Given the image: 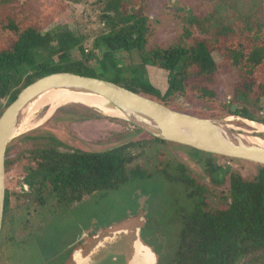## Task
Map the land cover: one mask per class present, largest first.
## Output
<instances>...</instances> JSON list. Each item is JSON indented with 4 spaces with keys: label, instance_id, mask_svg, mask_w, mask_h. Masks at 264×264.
Masks as SVG:
<instances>
[{
    "label": "trees",
    "instance_id": "1",
    "mask_svg": "<svg viewBox=\"0 0 264 264\" xmlns=\"http://www.w3.org/2000/svg\"><path fill=\"white\" fill-rule=\"evenodd\" d=\"M164 4L178 30L171 39L157 41L160 19L152 18L149 0H93L104 28L89 51L85 48L89 38L68 25L50 30L68 10L64 2L0 0V117L27 85L66 71L99 75L174 111L202 119L240 117L264 125V0H165ZM123 53H137L141 63L120 67L117 55ZM215 53L222 57L220 64ZM148 66L169 71L164 94L146 80ZM223 72L232 74L233 82L227 84ZM188 97L210 100L203 108L212 111L189 113L177 102ZM76 106L93 117L74 113V121L107 120L144 133L125 120L109 118L80 103ZM72 107H62L58 113ZM131 129L115 140L121 142ZM148 137L87 152L71 150L52 134L37 129L10 144L6 170L21 168L30 196L43 206L52 201L56 207H69L93 195L106 199L152 178L136 163L147 147L173 143ZM190 150L201 154L207 179L184 165L173 177L164 169L158 171L169 183L184 187L193 206L181 215L183 226L170 264H264V166L225 158L253 166L255 172L245 176L236 168L219 165L217 159L224 157ZM23 191L27 195L24 187ZM11 195L7 191L5 223L11 214Z\"/></svg>",
    "mask_w": 264,
    "mask_h": 264
},
{
    "label": "rangeland",
    "instance_id": "2",
    "mask_svg": "<svg viewBox=\"0 0 264 264\" xmlns=\"http://www.w3.org/2000/svg\"><path fill=\"white\" fill-rule=\"evenodd\" d=\"M56 1L64 2L68 10L58 17L50 30L56 29L59 25H68L76 34L82 33L89 38L85 48L90 51L94 39L102 33L104 28L99 20L98 7L93 5V0L79 4L68 0ZM149 1L152 18L160 19V22H157L159 24L156 34L157 41L171 39L178 29L167 15L169 11L165 12V0ZM75 55L77 58L78 54ZM214 58L218 64L222 62L219 54L215 53ZM117 60L120 67L126 68H129L131 64L141 63V58L137 53L131 56L127 53L117 55ZM169 74L167 70L148 66L145 77L164 94L168 89ZM221 77L227 84L234 80L233 75L227 72H223ZM223 91L229 92L230 89L224 88ZM177 102L189 113L207 114L212 111L203 108L205 103L211 102L208 99L199 100L196 97H188L186 100L179 98ZM3 104L8 105V100H5ZM77 104L78 102H72L59 107L60 109L68 105L74 106L63 113H58L56 109L46 121L44 119L50 108L42 109L31 122L37 127L27 132L41 129L43 133L52 134L61 140L71 150L79 149L87 152L106 151L118 145L149 138L143 130L144 133L138 132L127 125L107 120L74 121L77 118L73 116L74 113L93 117V114L77 107ZM102 114L108 116L105 113ZM108 117L123 120L117 116ZM224 119H229L228 125L236 128L239 133L264 139V133H259L244 119L240 117ZM43 121L45 122L42 124ZM129 129L131 133L124 136L118 143L115 137L118 134H125ZM200 156L201 154L193 152L188 147L174 143L167 146L147 147L145 156L136 165L146 168L152 174L149 181L145 184L142 182L143 184L129 185L118 193L105 197L106 199L93 195L69 207H56L52 201L43 206L37 199L30 196L32 191H26L27 195H25L23 191V184L26 183L25 175L21 168H15L7 173V191L12 194L11 214L6 223L4 222L1 234L0 264H61L67 257L69 246L81 232L80 230L97 236L91 243V248H93L106 241L107 243L112 241L111 238H117L123 231L131 236L133 242H138L143 229H145L146 240L143 234L142 237L145 242L148 241L147 245L161 254L159 255L160 264H170L178 244L179 232L183 226L181 215L191 211L193 206L192 202L186 198L184 187L169 183L158 171L164 169L168 175L173 177L180 173L178 167L184 165L195 174L207 179ZM217 161L221 166L233 167L242 171L245 176L255 172L253 166L246 163L228 162L225 158H219ZM97 211L99 215L96 216ZM119 245L116 247L122 248ZM86 256H79L78 259H87ZM52 257L55 260H51ZM156 257L158 258L157 255Z\"/></svg>",
    "mask_w": 264,
    "mask_h": 264
},
{
    "label": "water",
    "instance_id": "3",
    "mask_svg": "<svg viewBox=\"0 0 264 264\" xmlns=\"http://www.w3.org/2000/svg\"><path fill=\"white\" fill-rule=\"evenodd\" d=\"M52 90L101 97L124 116L121 119L154 138L199 152L264 166V146L249 142L248 135L239 133L227 124L229 119H202L174 111L99 75L66 71L51 73L27 85L0 117V239L6 211L8 148L21 135L19 129L28 107L38 97ZM91 108L104 113L95 107ZM23 186L30 192L28 184L24 183ZM134 247L135 255L130 264H142L144 253L149 264H158L156 254L140 238L138 242L135 241ZM122 261L126 262L124 255L109 252L101 260L87 258L78 264H121Z\"/></svg>",
    "mask_w": 264,
    "mask_h": 264
},
{
    "label": "bare ground",
    "instance_id": "4",
    "mask_svg": "<svg viewBox=\"0 0 264 264\" xmlns=\"http://www.w3.org/2000/svg\"><path fill=\"white\" fill-rule=\"evenodd\" d=\"M72 102H82L83 104H86V105H88L90 107H95L97 109H100L106 115L117 116L119 118H124V116L119 111H117L112 106H110L109 103L106 100L102 99L101 97L91 96V95L75 94V93H72V92H69V91H66V90H54V91L52 90V91L44 93L43 95L38 97L28 107V109L26 111V114L23 117V120L21 122L19 133L23 134V133H26L27 131L37 127V126L32 125L31 122H32L33 118L35 117V115L38 112H40L42 109L47 108V107L50 108L46 118L44 119L46 121V119H48V117L56 109L59 110V107H61L63 105H66V104H70ZM45 121H43L42 124ZM246 121L251 126H253L254 129H256L259 133H264V125L258 124V123H255V122H251V121H248V120H246ZM251 133L254 134L255 132H251ZM249 137L250 138H247V140L249 142H251L252 144H255L257 146H264V139H262L260 137L250 136V135H249ZM142 257H143L142 264H149L148 261H147V257H146L145 253L142 254Z\"/></svg>",
    "mask_w": 264,
    "mask_h": 264
},
{
    "label": "flooded vegetation",
    "instance_id": "5",
    "mask_svg": "<svg viewBox=\"0 0 264 264\" xmlns=\"http://www.w3.org/2000/svg\"><path fill=\"white\" fill-rule=\"evenodd\" d=\"M80 231L74 242L69 246L67 257L61 262V264H77L78 262L81 263L83 262V259L82 258L78 259V258L79 256H83V255H87L86 256L87 258H91L93 260H101L105 258L107 253L111 251L125 256L126 262L122 261L121 264H130L131 261L133 260V257L135 255V247H134L135 242H133L131 240V236L125 233L124 231L123 232L125 234L122 232L121 234L118 235L117 238L114 237L111 238L112 241L110 240L108 241V243L106 241L101 245L99 244L93 246V248H91L92 247L91 243L93 239L96 238L97 236L94 234L89 235L88 232H83L82 230ZM140 238L143 241V243L147 245L148 242H145L146 239L144 240L142 237V231L140 233ZM117 245L122 246V248L116 247ZM152 251L158 256V264H159V252L157 250L156 252L155 249L153 250V248ZM51 260H55V259L52 257Z\"/></svg>",
    "mask_w": 264,
    "mask_h": 264
}]
</instances>
